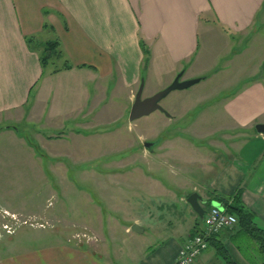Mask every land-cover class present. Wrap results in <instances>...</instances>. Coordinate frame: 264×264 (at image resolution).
Instances as JSON below:
<instances>
[{"label":"crops","instance_id":"1","mask_svg":"<svg viewBox=\"0 0 264 264\" xmlns=\"http://www.w3.org/2000/svg\"><path fill=\"white\" fill-rule=\"evenodd\" d=\"M55 42L63 59L44 68L40 48ZM255 43L262 51L243 60V48L248 51ZM216 44L220 51L214 55L208 45ZM65 61L72 69L55 73ZM179 74L184 81L202 79L205 84L218 78L223 94L217 104L229 119L220 132L162 141V147L170 149L160 155L164 165L179 172L173 187L184 199L197 192L205 203L222 208L219 197L243 188L244 204L264 227V135L254 130L264 124V0H0V136L23 140L17 129L25 122L36 125L44 140L57 136L56 141L73 142L96 117L89 114L83 122L78 109L66 105H83V96L92 112L104 105H133L142 82L147 98L169 87ZM72 116L68 130L65 121ZM231 123L234 128H226ZM185 125L212 126L204 120ZM206 148L209 170L203 174L208 184L197 189L188 183L189 176L198 174L196 169L177 163ZM191 210L182 234L173 233L147 250L137 237L124 244L120 230L109 236L106 232V240L96 247L51 243L3 254L7 245L0 241V264H177L184 244L202 227ZM124 221L126 234L135 232V225L143 230L138 235L154 227L148 219ZM218 238L236 264H252L229 234ZM247 254L254 257L255 247ZM194 264L223 262L210 246Z\"/></svg>","mask_w":264,"mask_h":264},{"label":"rangeland","instance_id":"2","mask_svg":"<svg viewBox=\"0 0 264 264\" xmlns=\"http://www.w3.org/2000/svg\"><path fill=\"white\" fill-rule=\"evenodd\" d=\"M217 44L208 45L214 55L220 51ZM244 48L241 55L246 61L262 51L257 43L249 45L248 51ZM52 65L50 62L48 68ZM230 77L234 79L236 73ZM180 80L184 81L183 75ZM220 87L219 79L215 78L207 84L200 82L189 89L172 92L161 101L172 120L157 111L130 122L132 105H104L92 112L83 96V105L66 106H72V110L77 108L83 122L89 114L96 120L91 125L85 124L83 136L73 142L56 141L57 136L51 137L53 141L44 140L37 134L36 125L25 122L17 129L18 137L23 140L1 135L0 241L7 245L3 254L51 243L96 247L104 243L110 232L119 230L126 238L124 244L137 237L141 239L140 246L147 250L173 233L182 234L185 221L193 212L187 198L182 197L183 192L173 187L178 184L175 175L179 172L172 170L169 163L164 165L166 160L160 155L170 149L163 148L162 141L181 134L203 137L225 129L222 124L229 118L223 105L217 104L223 94ZM85 88L90 90L91 86L86 84ZM146 92L144 89V95ZM73 117L66 118L68 130ZM203 120L213 127L185 125ZM234 126L231 123L226 128ZM146 143H152L153 147L147 149ZM185 150L191 156L189 149ZM201 152L195 158L176 160L185 169H196L198 174L189 176L188 183L195 184L197 189L208 184L203 171L209 170L204 157L209 152L207 148ZM159 166L164 168L158 171ZM134 217L142 222L152 220L150 225L154 227L142 235L126 234L124 219Z\"/></svg>","mask_w":264,"mask_h":264},{"label":"trees","instance_id":"3","mask_svg":"<svg viewBox=\"0 0 264 264\" xmlns=\"http://www.w3.org/2000/svg\"><path fill=\"white\" fill-rule=\"evenodd\" d=\"M58 46V43L55 42L40 48L42 49L40 60L44 68H47L50 62L52 64L56 63L52 60L63 59L62 52L58 50ZM143 47L145 46L143 45ZM146 53H148L147 50ZM72 67L69 62L65 61L63 68L56 69L55 73L62 69H72ZM218 201L223 203L226 212L234 215L238 220V224L232 230L226 231L232 243L244 256L249 258L252 264H264V227L258 224L256 215L244 204L242 200V189L238 190L234 196L219 197ZM209 204L211 203L209 202ZM222 233L209 239L210 246L215 250L223 264H236L230 257L223 242L218 238ZM252 246L255 247L254 257L247 254L249 248Z\"/></svg>","mask_w":264,"mask_h":264},{"label":"water","instance_id":"4","mask_svg":"<svg viewBox=\"0 0 264 264\" xmlns=\"http://www.w3.org/2000/svg\"><path fill=\"white\" fill-rule=\"evenodd\" d=\"M181 76L179 75L174 82L164 89L163 91L151 96L144 98L143 91H144V83L142 82L139 91L136 94L135 102L132 105L129 121L134 122L144 117L150 116L151 114L159 111L161 113L170 116L168 112L161 106V101L168 97L174 91H183L186 89L191 88L192 86L200 83L201 79H194L189 81H181ZM257 134L264 135V124H258L255 127ZM145 147L147 149H151L153 144L146 143ZM187 202L192 207V209L199 215L201 219H203L205 215V210L203 205L205 204L204 198L199 193L192 194ZM213 206L219 207V205L212 204ZM133 230L137 233H142L143 230L139 225H135Z\"/></svg>","mask_w":264,"mask_h":264},{"label":"built area","instance_id":"5","mask_svg":"<svg viewBox=\"0 0 264 264\" xmlns=\"http://www.w3.org/2000/svg\"><path fill=\"white\" fill-rule=\"evenodd\" d=\"M238 224L237 218L218 208H211L203 220L200 232L191 237L181 249L177 264H194L209 247V239Z\"/></svg>","mask_w":264,"mask_h":264}]
</instances>
